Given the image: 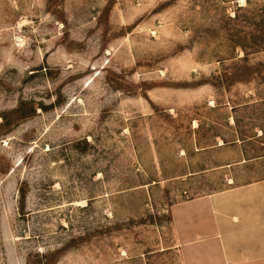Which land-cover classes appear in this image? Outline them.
I'll use <instances>...</instances> for the list:
<instances>
[{
    "label": "rangeland",
    "instance_id": "rangeland-1",
    "mask_svg": "<svg viewBox=\"0 0 264 264\" xmlns=\"http://www.w3.org/2000/svg\"><path fill=\"white\" fill-rule=\"evenodd\" d=\"M262 178L264 0H0V264H200Z\"/></svg>",
    "mask_w": 264,
    "mask_h": 264
},
{
    "label": "crops",
    "instance_id": "crops-1",
    "mask_svg": "<svg viewBox=\"0 0 264 264\" xmlns=\"http://www.w3.org/2000/svg\"><path fill=\"white\" fill-rule=\"evenodd\" d=\"M171 207L185 241L199 238L200 264H264V178Z\"/></svg>",
    "mask_w": 264,
    "mask_h": 264
},
{
    "label": "bare ground",
    "instance_id": "bare-ground-1",
    "mask_svg": "<svg viewBox=\"0 0 264 264\" xmlns=\"http://www.w3.org/2000/svg\"><path fill=\"white\" fill-rule=\"evenodd\" d=\"M230 182H233V180H231Z\"/></svg>",
    "mask_w": 264,
    "mask_h": 264
}]
</instances>
